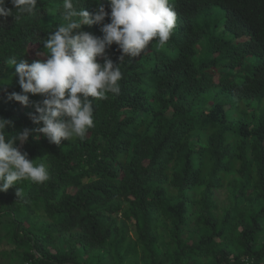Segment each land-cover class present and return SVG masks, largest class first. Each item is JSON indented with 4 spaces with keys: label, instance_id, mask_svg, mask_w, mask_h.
<instances>
[{
    "label": "trees",
    "instance_id": "16d2710c",
    "mask_svg": "<svg viewBox=\"0 0 264 264\" xmlns=\"http://www.w3.org/2000/svg\"><path fill=\"white\" fill-rule=\"evenodd\" d=\"M169 2L165 47L154 39L121 63L117 45L106 49L120 92L92 98L84 140L57 146L33 131L21 147L49 179L0 192V264H264V0ZM62 3L0 18V117L12 136L40 125L31 104L7 98L21 91L11 61L41 58L66 23Z\"/></svg>",
    "mask_w": 264,
    "mask_h": 264
},
{
    "label": "clouds",
    "instance_id": "9594fccd",
    "mask_svg": "<svg viewBox=\"0 0 264 264\" xmlns=\"http://www.w3.org/2000/svg\"><path fill=\"white\" fill-rule=\"evenodd\" d=\"M9 2L12 8L6 7ZM37 3L38 0H0V18L31 15ZM95 4L89 11L77 9L74 0H63L66 23L48 33L43 40L45 51L37 53L41 58L31 63L11 61L21 91H12L7 98L23 106L31 104L35 111L28 117L40 127H24L12 136L6 129L13 121L0 117V192L21 180L47 181L45 164L35 163L26 151H21L33 131L57 146L62 140H84L88 129L94 127L92 98L106 99L108 93L120 92L119 64L126 57L140 56L154 39L158 47H165L176 26L177 14L169 0H95ZM106 17L109 22H105ZM84 25H99L102 35L85 31ZM113 44L120 51L118 64L106 55V49ZM29 94H39L43 100L33 103Z\"/></svg>",
    "mask_w": 264,
    "mask_h": 264
},
{
    "label": "rangeland",
    "instance_id": "374dc122",
    "mask_svg": "<svg viewBox=\"0 0 264 264\" xmlns=\"http://www.w3.org/2000/svg\"><path fill=\"white\" fill-rule=\"evenodd\" d=\"M217 197H218V200H219V204L222 205L224 204L225 202L227 203V200H226V193H225V190L222 189L219 191V193L217 194Z\"/></svg>",
    "mask_w": 264,
    "mask_h": 264
}]
</instances>
